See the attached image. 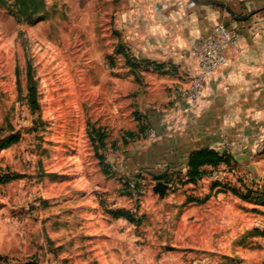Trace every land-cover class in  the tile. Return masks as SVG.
I'll return each mask as SVG.
<instances>
[{"label":"rangeland","instance_id":"1","mask_svg":"<svg viewBox=\"0 0 264 264\" xmlns=\"http://www.w3.org/2000/svg\"><path fill=\"white\" fill-rule=\"evenodd\" d=\"M115 7L0 0V264H264V206L241 198L264 201V150L187 183L149 137L164 96L116 53Z\"/></svg>","mask_w":264,"mask_h":264},{"label":"crops","instance_id":"2","mask_svg":"<svg viewBox=\"0 0 264 264\" xmlns=\"http://www.w3.org/2000/svg\"><path fill=\"white\" fill-rule=\"evenodd\" d=\"M110 1L116 6L111 15L117 44L139 62L165 65L166 74L149 69L142 75L149 89L164 96L153 103L158 107L145 110L149 137L163 144L171 167L186 166L190 152L208 148L237 162L238 172L255 168L261 158L256 151L264 141V0ZM220 3L246 19H232ZM219 24L235 30L237 39L225 52L227 63L207 80L198 109L192 112L181 95L196 69L192 47ZM168 101L167 111L151 112L153 107L161 111ZM224 165L206 170L216 173Z\"/></svg>","mask_w":264,"mask_h":264},{"label":"built area","instance_id":"3","mask_svg":"<svg viewBox=\"0 0 264 264\" xmlns=\"http://www.w3.org/2000/svg\"><path fill=\"white\" fill-rule=\"evenodd\" d=\"M237 33L224 24L216 25L212 33L199 38L192 47L196 69L188 86L181 92L188 108L194 112L198 109L207 80L227 63L225 52L234 46ZM264 150V141L258 151Z\"/></svg>","mask_w":264,"mask_h":264},{"label":"trees","instance_id":"4","mask_svg":"<svg viewBox=\"0 0 264 264\" xmlns=\"http://www.w3.org/2000/svg\"><path fill=\"white\" fill-rule=\"evenodd\" d=\"M39 3H40V5L42 4V2H40V1H39ZM23 6H24V4H22V7ZM116 53L122 54L124 56V58L126 59V63L128 65H130L132 68H137L138 66H142L144 70L151 69L155 72L166 74V72H164V69H165L164 64H157V63L148 62V61L138 63L134 59L130 60L131 59L130 56L127 55L128 53L124 50L122 45H118L116 47ZM138 120H140V119L138 118ZM145 132H146V127L141 124V126L139 127V131H138L137 135L133 132H127L126 133L125 141L127 140V138L138 139V138H140V136L144 135ZM12 141H13V139L10 138L8 143L10 144V143H12ZM101 145H102V147L104 146L103 141H101ZM99 159H100V163L103 164L104 158L102 156H100ZM229 161H230V159H229L228 155H226L224 153H219V152L212 150V149L201 148V149L194 150V151L189 153L188 158H187V164H186L187 172L185 175L186 176V182L189 184H195L196 182L200 181L201 179H203L208 174V171L206 170L207 167L215 168L222 163L229 164ZM103 171L105 174L109 173V170L107 169L106 166H103ZM234 192H235V190H234ZM241 198L245 201L254 202L255 204H258V205L260 204V205L264 206V201L259 202V199L256 197H251L250 195H245V196H241ZM119 214H120V216L126 217L128 219L132 218V214L130 212H119Z\"/></svg>","mask_w":264,"mask_h":264},{"label":"water","instance_id":"5","mask_svg":"<svg viewBox=\"0 0 264 264\" xmlns=\"http://www.w3.org/2000/svg\"><path fill=\"white\" fill-rule=\"evenodd\" d=\"M191 1L194 2L195 4H214L213 2H210L208 0H191ZM218 5L222 7L225 10V12L234 20H245L246 19V18H240L236 16L233 13V11L225 4L220 3ZM166 190H167V185L162 182L156 183V185L153 187V191L155 193H158L161 196L165 194Z\"/></svg>","mask_w":264,"mask_h":264}]
</instances>
